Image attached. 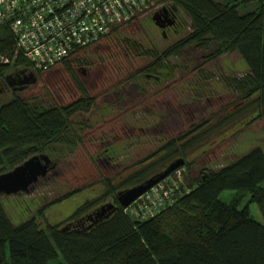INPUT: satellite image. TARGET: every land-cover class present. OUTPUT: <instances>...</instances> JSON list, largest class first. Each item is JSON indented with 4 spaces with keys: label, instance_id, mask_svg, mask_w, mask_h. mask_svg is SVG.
I'll list each match as a JSON object with an SVG mask.
<instances>
[{
    "label": "trees",
    "instance_id": "16d2710c",
    "mask_svg": "<svg viewBox=\"0 0 264 264\" xmlns=\"http://www.w3.org/2000/svg\"><path fill=\"white\" fill-rule=\"evenodd\" d=\"M162 1L169 8L182 9L191 20V30L161 54L152 52L156 60L131 74L130 80L134 81L142 72L163 80L174 70L167 60L181 56L192 46L203 51V63L237 52L246 62L247 72L242 77L226 79V84L236 91L238 100L213 118L192 124L150 156L134 162L129 173L125 172L128 167L120 170L119 180L102 182L99 178L97 182L106 188L104 197L80 205L68 223L61 225L39 218H44L47 207L80 192L79 187H69L68 192L48 200L40 209L39 217L18 223L9 216L2 200L4 195L0 194V264H264V224L253 217L248 206L240 208L249 192L251 201L258 204L264 216V187L261 186L264 149L261 147L218 170L205 171L204 175L201 172L193 183L188 180L179 183L180 193L152 218L135 216L118 200L120 191L162 173L177 159L185 160L182 167L192 168L195 161L189 160L190 155L205 152L212 142L237 131L238 124L246 125L264 115V0H156ZM211 5L217 10L213 16L205 11ZM120 27L115 26L97 42L78 49L74 56L80 53L85 56L86 50L114 35ZM130 45L139 49L135 41ZM81 55L64 64L77 83L75 62L90 64L88 59V63L83 62L85 57ZM14 56V39L5 30L0 31V79L3 81L12 64L16 67L28 64L21 56L12 61ZM79 89L80 96L64 106H44L18 93L0 105V174L34 155L48 154L52 159L50 178L60 176L59 167L67 159L65 148L76 147L85 139L75 129V116L91 112L95 105V97L80 83ZM81 125L83 130V121H78L79 128ZM51 182L44 181L43 185L60 184ZM225 190L234 191L229 202L220 199ZM113 198L116 209L109 217L98 222L88 219V214L102 202ZM59 256L63 260L57 263Z\"/></svg>",
    "mask_w": 264,
    "mask_h": 264
},
{
    "label": "rangeland",
    "instance_id": "374dc122",
    "mask_svg": "<svg viewBox=\"0 0 264 264\" xmlns=\"http://www.w3.org/2000/svg\"><path fill=\"white\" fill-rule=\"evenodd\" d=\"M165 5L168 4L164 1L156 2L154 9L142 12L132 22L118 24L122 26L118 32L86 50L85 56L78 54L85 57L83 62L88 63L89 60L90 64L79 65L75 62V75L96 99L93 111L75 116V129L85 139L76 147L65 148L68 149L64 155L67 159L59 167L60 176L50 178L51 175H48L50 179L45 181L60 184L43 185L40 178V183L33 185L28 193L2 196L14 222L39 217L40 209L48 200L68 192L69 187H79L80 192L47 207L43 212L44 218H39L40 221L47 219L61 225L68 223L74 211L88 199L87 195L91 199L104 197L98 178L102 182L107 179L119 180L122 173L118 172L123 168L128 167L125 172L129 173L134 162L150 156L170 139L188 130L192 124L204 118H213L236 103L237 93L226 84V79L242 77L248 69L237 52L203 63V51L192 46L186 48L181 56L167 60L174 70L163 80H156L148 72H142L134 81L130 80L131 74L156 60L152 52L161 54L191 30V20L178 8L175 10L177 26L164 29V33L153 16ZM205 11L210 16L217 13L215 5L207 7ZM133 41L139 44L138 50L130 45ZM78 55L73 56L70 62ZM64 64L41 72L37 83L22 91H13V85L6 77L4 81L0 79V105L13 98L14 93L37 100L44 106H64L75 101L81 94L79 83ZM13 65L6 76L20 69ZM78 121H83V130L82 125L78 127ZM93 140L101 143L97 146ZM256 147L264 149V115L246 125L238 124L237 131L235 129L224 139L212 142L205 152L190 155L189 160L195 161L192 168L188 165L180 167L165 179L171 180L173 184L185 180L193 183L201 172L204 175L205 171L218 170ZM106 149L113 151L112 160L106 158L107 155L111 156L105 152ZM60 150L65 152L64 149ZM261 186L264 187V182ZM233 193V190H225L220 199L229 202ZM112 202H115V198L102 202V205ZM245 206L249 207L256 220L264 224V216L258 204L251 201L249 192H246L240 208ZM125 208L130 211V205ZM62 260L59 256L56 262Z\"/></svg>",
    "mask_w": 264,
    "mask_h": 264
},
{
    "label": "built area",
    "instance_id": "2783aa9c",
    "mask_svg": "<svg viewBox=\"0 0 264 264\" xmlns=\"http://www.w3.org/2000/svg\"><path fill=\"white\" fill-rule=\"evenodd\" d=\"M156 0H0V31L15 41L29 73L64 64L80 48L97 42L115 26L135 20ZM154 9V8H153ZM148 191V192H147ZM138 197L130 213L154 217L179 194V183L164 179Z\"/></svg>",
    "mask_w": 264,
    "mask_h": 264
},
{
    "label": "water",
    "instance_id": "95a60500",
    "mask_svg": "<svg viewBox=\"0 0 264 264\" xmlns=\"http://www.w3.org/2000/svg\"><path fill=\"white\" fill-rule=\"evenodd\" d=\"M156 24L163 27L158 22V18L154 16ZM12 73L6 76V80L12 78ZM38 76L35 73L29 74V79L23 82L19 91L24 90L27 86L37 83ZM11 85L12 82L10 81ZM51 157L48 154L34 155L24 161L22 164L17 165L14 169L0 174V194L2 195H17L19 193H28L31 191L33 185L38 184L40 178H44L52 169ZM185 163L183 158L177 159L171 163L162 173L148 179L147 181L136 185L134 187L128 188L126 190L120 191L118 193V199L123 207H128L140 197L143 193L149 190L152 186L164 180L172 172L182 167ZM116 206L113 203H108L102 205L93 214H90L88 218L94 222L103 220L109 217L112 210H115ZM109 213V214H108ZM65 227V229H67Z\"/></svg>",
    "mask_w": 264,
    "mask_h": 264
},
{
    "label": "flooded vegetation",
    "instance_id": "af4514ba",
    "mask_svg": "<svg viewBox=\"0 0 264 264\" xmlns=\"http://www.w3.org/2000/svg\"><path fill=\"white\" fill-rule=\"evenodd\" d=\"M154 16H156L158 18V22L160 24L165 25L163 27L160 26L161 30L164 33L166 32L167 29H170L171 27L177 26L178 17H177L175 9H172V8H169L168 6H165L164 8L156 11L154 13ZM154 16H153V19H154ZM155 23H156V21H155ZM164 29H166V30H164ZM29 74L30 73L27 72L26 69H24V68L16 69V71L12 74L13 77L10 79V81L12 82V85H13V91H15V92L19 91V88L23 85L22 83L29 79ZM29 86H27L25 89H27ZM91 111H93V109H91ZM105 152L111 154V156L107 155L106 158L112 160V158L114 157L113 151H111L110 149H106ZM50 174L51 173L49 172L46 177L42 178V182L49 179L48 175H50Z\"/></svg>",
    "mask_w": 264,
    "mask_h": 264
},
{
    "label": "crops",
    "instance_id": "0c3cea01",
    "mask_svg": "<svg viewBox=\"0 0 264 264\" xmlns=\"http://www.w3.org/2000/svg\"><path fill=\"white\" fill-rule=\"evenodd\" d=\"M98 141H99V140H93L92 142H93V144H94V143H97ZM103 141H104V140L102 139V142H103ZM100 142H101V141H100ZM98 179H99V178H98ZM99 187L101 188V191H102V192H104L105 189H106L104 184L100 185ZM87 196H88V199H87L86 201L91 200L90 195H87ZM86 201H84L82 204H84ZM82 204H80V205H82ZM80 205H79V206H80Z\"/></svg>",
    "mask_w": 264,
    "mask_h": 264
},
{
    "label": "bare ground",
    "instance_id": "6f19581e",
    "mask_svg": "<svg viewBox=\"0 0 264 264\" xmlns=\"http://www.w3.org/2000/svg\"><path fill=\"white\" fill-rule=\"evenodd\" d=\"M101 143V142H100ZM134 202V201H133ZM133 204V203H132Z\"/></svg>",
    "mask_w": 264,
    "mask_h": 264
},
{
    "label": "clouds",
    "instance_id": "9594fccd",
    "mask_svg": "<svg viewBox=\"0 0 264 264\" xmlns=\"http://www.w3.org/2000/svg\"><path fill=\"white\" fill-rule=\"evenodd\" d=\"M36 74V73H35Z\"/></svg>",
    "mask_w": 264,
    "mask_h": 264
}]
</instances>
